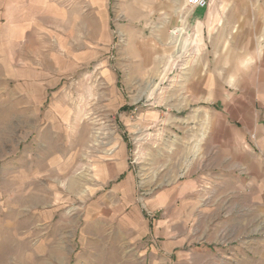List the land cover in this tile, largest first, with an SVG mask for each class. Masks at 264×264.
<instances>
[{"label":"rangeland","instance_id":"1","mask_svg":"<svg viewBox=\"0 0 264 264\" xmlns=\"http://www.w3.org/2000/svg\"><path fill=\"white\" fill-rule=\"evenodd\" d=\"M53 2L57 26L47 8L34 54L21 53V0H0V264H198L177 247L155 260L150 246L158 243L141 228L155 219L146 203L154 192L217 160L209 112L183 91L195 67L208 72V36L194 42L193 28L170 26L178 42L156 44V22L129 27L118 0ZM50 84L51 98L29 105L34 96L44 101ZM118 142L134 175L130 203L99 188L94 172L112 162ZM248 238L249 252L218 243L217 259L203 264H264Z\"/></svg>","mask_w":264,"mask_h":264},{"label":"crops","instance_id":"2","mask_svg":"<svg viewBox=\"0 0 264 264\" xmlns=\"http://www.w3.org/2000/svg\"><path fill=\"white\" fill-rule=\"evenodd\" d=\"M186 5V0L177 4L170 0H118L116 9L129 27L156 22V31H151L156 34V44L178 42L170 37V26L187 24L195 31L194 42L208 36L209 50L204 53L209 60L207 77L195 67L192 81L183 85V91L193 92L200 98L199 107L209 112L210 152L217 160L196 165L184 178L154 192L146 203L155 219L146 233L145 227L141 228L158 243V248L150 246L155 260L177 247L184 259L195 263L199 258L198 264H203L217 259L216 253L210 254L218 243H229L233 250L237 242L241 251L249 252V235L256 237L252 244L264 252V6ZM47 8L57 26V3L47 6V0H21V53L38 52L36 45L43 41L40 18ZM30 29L38 30L27 35ZM161 50L164 56L167 50ZM133 56L131 53L130 59ZM129 76L125 73V82ZM52 87L43 85L44 101L43 96L40 101L34 96L29 105L37 108L50 99ZM125 155L126 146L116 143L112 162L99 165L94 172L99 188L110 186L112 194L130 203L134 175Z\"/></svg>","mask_w":264,"mask_h":264},{"label":"built area","instance_id":"3","mask_svg":"<svg viewBox=\"0 0 264 264\" xmlns=\"http://www.w3.org/2000/svg\"><path fill=\"white\" fill-rule=\"evenodd\" d=\"M186 3L191 7L205 8L208 3L206 0H186Z\"/></svg>","mask_w":264,"mask_h":264}]
</instances>
